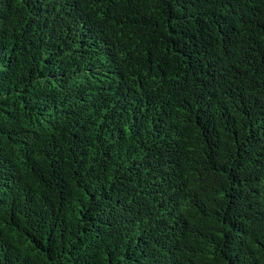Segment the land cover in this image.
I'll use <instances>...</instances> for the list:
<instances>
[{
	"label": "trees",
	"instance_id": "trees-1",
	"mask_svg": "<svg viewBox=\"0 0 264 264\" xmlns=\"http://www.w3.org/2000/svg\"><path fill=\"white\" fill-rule=\"evenodd\" d=\"M0 264H264V0H0Z\"/></svg>",
	"mask_w": 264,
	"mask_h": 264
}]
</instances>
